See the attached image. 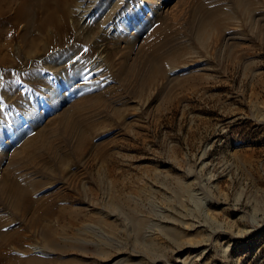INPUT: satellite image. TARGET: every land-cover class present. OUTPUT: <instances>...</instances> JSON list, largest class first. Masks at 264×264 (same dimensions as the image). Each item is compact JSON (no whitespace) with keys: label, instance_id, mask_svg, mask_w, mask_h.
Segmentation results:
<instances>
[{"label":"rangeland","instance_id":"obj_1","mask_svg":"<svg viewBox=\"0 0 264 264\" xmlns=\"http://www.w3.org/2000/svg\"><path fill=\"white\" fill-rule=\"evenodd\" d=\"M252 1L242 16L235 0H82L91 15L72 4L48 40L39 0H0V175L52 121L47 140L69 160L52 182L79 209L48 264H264V0ZM203 7L232 18L204 46ZM178 50V68L144 82L146 57Z\"/></svg>","mask_w":264,"mask_h":264},{"label":"bare ground","instance_id":"obj_2","mask_svg":"<svg viewBox=\"0 0 264 264\" xmlns=\"http://www.w3.org/2000/svg\"><path fill=\"white\" fill-rule=\"evenodd\" d=\"M39 1L41 2L40 4H42L44 8L43 10L44 17L43 19H41L43 21L44 26L40 25L43 28L41 27V29L38 30V35H40L41 37H47L49 38L48 40H50L49 36H51L52 32H54L55 34L60 31L61 28L60 23H62V21L66 17L70 16L71 9L73 8L72 7L70 9L72 4L76 6L78 12L79 11L82 12V15L80 16L81 21L86 20L92 13L91 10L92 5L87 7L85 3H82V0H39ZM48 2L56 3L57 11L53 8H50L48 6L49 4ZM235 2L237 5L240 6L241 15L243 16V15H248L250 13V9L253 8L255 1L253 2L252 0H235ZM201 8L196 9L194 15V19H196V25L194 26H195L196 40L199 42V44L203 45V43L205 42L206 35H208V32L214 29H216L217 31L221 30L220 29L221 26L225 22L227 23V21L229 22L230 20L232 21V18L226 15L224 12H222V8H216V9L213 8L208 10H205L204 7L203 9ZM57 12L61 14L58 15ZM108 17L105 16L98 24V26L104 27L106 21H108L109 19ZM46 26L47 28L45 30ZM98 31L100 32V29ZM153 31L155 34L157 32H160L161 29L160 30L156 29ZM24 36L25 33L23 37ZM29 41H31L30 44L32 46L37 40L32 39ZM31 46L29 45V47ZM0 50H2V47H0ZM64 50H67V48H65ZM178 51H176L177 54L175 53V56L172 57L168 56V58H166V56L162 58L160 57L156 58L154 54L153 56L146 57L143 65L144 68L146 67V69L148 70L143 76L144 82L148 83L151 82L149 80H154L159 77H162V74L164 72L163 70L165 68H168L169 69L168 72L170 73L173 72V70H175L176 68H178L177 67L178 65L175 67L173 66L175 61L179 59L177 56L182 52V51L179 52ZM96 59L100 60L99 57H97ZM22 88L24 89L23 86ZM103 95H104V91H100L96 93L95 96L97 99H100L102 98ZM41 103L44 107H46L43 99H41ZM81 106L82 105L78 107H73L71 111H68L67 114L65 113L62 114V116L60 117L66 119L67 118L66 116L68 115L69 118H72L70 117L71 115L74 116L80 115V113L83 112V110L80 108ZM21 119L23 122H25L23 117H21ZM60 120L62 121V119ZM81 121L82 119H78V122H76V124L79 125ZM70 123H72L73 125V122ZM51 125H53L52 121L46 122L44 124L43 129L39 130L34 137L31 136L27 138L23 143V145L21 146V148H19V150L16 149L14 151L13 161H11V163L9 162V164L6 165L5 170H3V172L0 175V264H48L49 261L46 260H51V259L52 260L55 259L56 261L61 260L65 249L64 246L59 244L64 236L63 224H65L67 218L69 219L70 222L72 221L71 224H73L74 219H76L78 216L79 209L77 207L74 208L68 205L67 203L69 202L67 200L68 198H71V195L65 193L64 191H60L59 186H58L59 187L58 190L57 189L58 187L56 188L55 186L57 183L55 184V182H52L53 179H55L54 175L56 173L58 172L62 173L64 171V168L68 165L69 160L67 159V155L66 156L57 155L53 150L54 146L52 147V144L54 142L51 144L50 141L47 140L48 139V136H46V134H48L47 132L50 130L52 131L53 129L50 127ZM89 127L94 128L95 126L93 127L91 125ZM59 132L60 129H58V132H55V134L57 135L59 134ZM83 142H85L84 137L78 139L77 145L74 147V150L76 152L80 151ZM45 153L49 155L51 154L50 161L42 160L43 158L42 156ZM1 160L2 157H0V163ZM31 167L33 168V170L31 169ZM56 177L58 178V176ZM74 185H76L75 182ZM136 218L134 220L135 229L136 231L140 232L143 229L145 223L140 221L139 219L137 220ZM55 223H58V225L55 226L54 225ZM33 232H35L38 235V238L40 239L38 240L37 238V240L43 243L41 247L27 243V241L29 240L30 242L32 241L31 236L34 235ZM167 233L169 237L175 239V234L173 233V231L170 230ZM57 240L58 241L60 240L59 243L57 242ZM67 264H73V262L70 261V263ZM151 264H162V261L160 259H153L151 261Z\"/></svg>","mask_w":264,"mask_h":264}]
</instances>
